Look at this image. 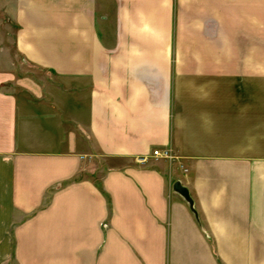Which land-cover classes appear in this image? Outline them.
Returning a JSON list of instances; mask_svg holds the SVG:
<instances>
[{"label": "crops", "instance_id": "crops-1", "mask_svg": "<svg viewBox=\"0 0 264 264\" xmlns=\"http://www.w3.org/2000/svg\"><path fill=\"white\" fill-rule=\"evenodd\" d=\"M0 264H264V0H0Z\"/></svg>", "mask_w": 264, "mask_h": 264}, {"label": "built area", "instance_id": "built-area-1", "mask_svg": "<svg viewBox=\"0 0 264 264\" xmlns=\"http://www.w3.org/2000/svg\"><path fill=\"white\" fill-rule=\"evenodd\" d=\"M153 155L156 156V157L161 156V157H166V158H169V159L174 158V154H173V152H172V150L170 148L155 149L153 151Z\"/></svg>", "mask_w": 264, "mask_h": 264}, {"label": "water", "instance_id": "water-1", "mask_svg": "<svg viewBox=\"0 0 264 264\" xmlns=\"http://www.w3.org/2000/svg\"><path fill=\"white\" fill-rule=\"evenodd\" d=\"M175 189L181 193L191 204H193V200L192 198L190 197L189 193H188V190L180 183V182H177L175 184Z\"/></svg>", "mask_w": 264, "mask_h": 264}]
</instances>
